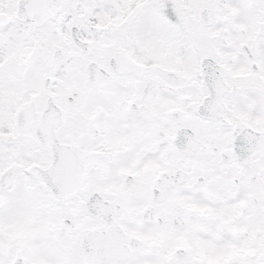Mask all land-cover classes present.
I'll list each match as a JSON object with an SVG mask.
<instances>
[{"label": "snow or ice", "instance_id": "6c2138e0", "mask_svg": "<svg viewBox=\"0 0 264 264\" xmlns=\"http://www.w3.org/2000/svg\"><path fill=\"white\" fill-rule=\"evenodd\" d=\"M0 264H264V0H0Z\"/></svg>", "mask_w": 264, "mask_h": 264}]
</instances>
